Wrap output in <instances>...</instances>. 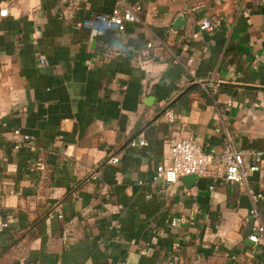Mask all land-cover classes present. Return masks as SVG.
<instances>
[{"label": "crops", "instance_id": "obj_1", "mask_svg": "<svg viewBox=\"0 0 264 264\" xmlns=\"http://www.w3.org/2000/svg\"><path fill=\"white\" fill-rule=\"evenodd\" d=\"M86 1L0 0V264H264L248 239L250 209L264 219V0H128L141 20L94 38L80 22L118 0ZM207 16L222 25L188 40ZM191 55L214 91L184 78ZM191 135L261 153L252 193L156 179Z\"/></svg>", "mask_w": 264, "mask_h": 264}, {"label": "built area", "instance_id": "obj_2", "mask_svg": "<svg viewBox=\"0 0 264 264\" xmlns=\"http://www.w3.org/2000/svg\"><path fill=\"white\" fill-rule=\"evenodd\" d=\"M68 6L72 9L85 8L91 10V5L86 0H68ZM141 4H130L128 0H118L117 4L110 11L91 12L88 16L82 19L80 26L87 30L92 38L103 36L110 31H116L123 34L129 23L138 22L141 20L140 12ZM2 15L8 13L7 9L0 11ZM222 25V21L217 17H203L199 20L196 29L188 37V40L198 39L203 32H214ZM175 33V31L173 30ZM161 44L165 42L161 41ZM155 44L149 42L147 48H153ZM148 50H143L141 55L147 56ZM258 62L264 64V52L255 55ZM43 62V60H42ZM194 62V56H190L186 61V74L184 78L187 82L199 84L200 87L208 92L214 83V75L209 79L199 77L194 70L189 66ZM169 122L175 121V114L172 110H168L165 114ZM228 119L226 115L222 116L221 127L218 130H226ZM16 134H20L19 130H15ZM25 139H29L28 135H24ZM144 139L132 140L131 146L146 145ZM16 148L19 145L15 146ZM120 158L114 156L110 161L113 163L119 162ZM261 153L252 156L249 162H246L244 153L238 150L231 139L228 137L226 145L218 154L206 152L203 147L197 142L196 137L191 135L186 138H181L173 142L170 152V162L168 164H160L156 170V179H161L166 183H180L182 177L191 174L198 176L210 177L213 184L210 188L213 189L216 183L231 182L246 187L250 193V177L254 172L260 170ZM258 198L264 199V194L259 193ZM55 212L59 218L64 217V214L57 206ZM249 219L252 220L251 232L248 239L254 246L264 243V219L262 213L256 206L250 209ZM248 219V220H249ZM187 222L185 216H176L170 219L171 227H181ZM6 222L0 218V229L6 226Z\"/></svg>", "mask_w": 264, "mask_h": 264}, {"label": "water", "instance_id": "obj_3", "mask_svg": "<svg viewBox=\"0 0 264 264\" xmlns=\"http://www.w3.org/2000/svg\"><path fill=\"white\" fill-rule=\"evenodd\" d=\"M199 178L197 174L186 175L182 177V180L185 182L187 186H192Z\"/></svg>", "mask_w": 264, "mask_h": 264}]
</instances>
